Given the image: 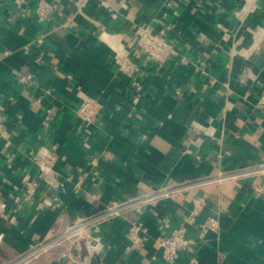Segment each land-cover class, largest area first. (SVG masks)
I'll return each mask as SVG.
<instances>
[{
	"label": "crops",
	"instance_id": "0c3cea01",
	"mask_svg": "<svg viewBox=\"0 0 264 264\" xmlns=\"http://www.w3.org/2000/svg\"><path fill=\"white\" fill-rule=\"evenodd\" d=\"M8 1L0 0V264L115 201L264 162V107L256 104L264 0L243 21L235 12L245 0H50L58 13L41 23L19 18ZM142 26L165 30L179 57L158 66L138 51ZM250 27H259L256 37ZM40 33L44 42L36 44ZM124 58L138 68L135 76L119 69ZM82 96L102 110L80 129ZM197 125L211 133L199 134ZM40 151L56 155L54 173L26 202L21 179L28 170L36 176L31 161ZM259 181L212 184L123 213L100 231L102 264H166L155 244L158 217L176 226L196 194L208 204L197 220L214 216L219 227L198 246V264H264V196L251 190ZM138 221L147 241L131 249L127 226ZM71 247L50 246L24 264H60ZM187 256L172 264H187Z\"/></svg>",
	"mask_w": 264,
	"mask_h": 264
},
{
	"label": "built area",
	"instance_id": "2783aa9c",
	"mask_svg": "<svg viewBox=\"0 0 264 264\" xmlns=\"http://www.w3.org/2000/svg\"><path fill=\"white\" fill-rule=\"evenodd\" d=\"M10 8L16 12L19 18L25 19L30 15L37 23L46 22L58 13V5L50 0H9ZM258 9L257 0H245L241 9L235 12V16L243 21ZM249 32L253 37L259 34V27H250ZM136 49L142 52L150 61L158 66L179 57L175 45L165 37V30L155 31L147 26L136 29ZM40 33L35 38L36 44H42L45 38ZM184 62L182 56L179 59ZM121 71L130 76H135L138 68L129 59L124 58L118 62ZM197 73L206 76L207 73L202 67L197 68ZM30 76L22 77L20 82H26ZM258 107H264V86L260 89ZM102 105L96 100L82 96L76 109L75 118L80 129L84 126L94 125L101 113ZM199 134L209 135L207 129L196 126ZM56 155H48L45 152H38L33 155L32 166L36 170V176L30 174V170L22 176L23 187L22 199L31 201L36 194L38 182L45 181L54 173ZM251 178H259L260 181L252 185V193L258 197L264 196V162L251 163L244 167L220 171L214 176L200 177L195 179L175 180L166 185L152 188L148 192L140 193L115 201L112 205L89 216L80 217L69 223L59 231L48 232L45 242L32 248L26 254L19 257L10 264H24L49 249L61 243H70L71 249L59 257L60 264H102L104 253L100 231L104 226L122 216L125 212L141 214L143 210L163 200H175L182 193L196 191L212 184H221L231 181H244ZM207 200L203 195H194L191 199V208L187 213L182 214L176 226L172 225L171 219L167 216L158 217L161 230L160 235L155 239V244L161 253V260L166 264H172L180 253L187 254V264H198L195 252L200 244L206 241V235L210 231L218 230L217 218L208 217V224L197 220L200 213L207 207ZM193 229L194 234H190ZM126 238L130 242L131 249H138L147 241L146 229L141 222H131L127 226ZM148 264H153V260Z\"/></svg>",
	"mask_w": 264,
	"mask_h": 264
},
{
	"label": "rangeland",
	"instance_id": "374dc122",
	"mask_svg": "<svg viewBox=\"0 0 264 264\" xmlns=\"http://www.w3.org/2000/svg\"><path fill=\"white\" fill-rule=\"evenodd\" d=\"M38 257H39V256H38ZM34 260H37V259L35 258ZM34 260H33L32 264H37V263L34 262Z\"/></svg>",
	"mask_w": 264,
	"mask_h": 264
}]
</instances>
